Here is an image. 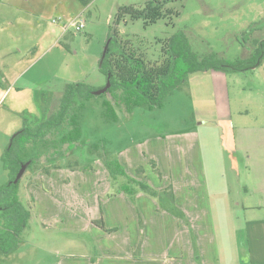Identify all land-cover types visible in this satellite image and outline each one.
I'll return each mask as SVG.
<instances>
[{
  "label": "rangeland",
  "instance_id": "rangeland-1",
  "mask_svg": "<svg viewBox=\"0 0 264 264\" xmlns=\"http://www.w3.org/2000/svg\"><path fill=\"white\" fill-rule=\"evenodd\" d=\"M3 1L0 3V55L14 45L36 46V49L33 50L32 65L16 85L11 81L17 74H13L7 67L2 68L4 61L0 60V72L8 77L2 90H10L0 102V185L9 181V172L3 167L2 155L11 137L22 128L25 114L40 118L45 99L46 103H50L49 111L53 112L58 107L67 84L86 82L97 88L106 85V78L99 71V61L109 35L116 34L126 50H133L137 57L150 66L163 64L168 40L178 32L185 33L192 49L200 55L214 52L227 61L250 57L256 48L253 40H264V0H169L162 5L160 13L163 16L156 23L144 18L133 19L132 13H120V8L131 6L145 11L147 4L153 0H94L90 12L81 13L78 19L84 21L85 29L81 32L71 30L66 37L59 38L57 45L63 47L64 54L60 52L62 48L56 50L53 46L56 34L50 25H53L54 20L48 23L33 18V21L26 20L30 27L22 25L20 22L25 24V21L16 19L18 16L15 11L7 5L9 2L6 1L9 0ZM252 27L259 30L252 31L250 41L244 45V39H248V36L243 35ZM22 70L24 69L20 72ZM227 75L232 109H249L252 113L250 118L253 119L256 113L264 115V59L254 70ZM210 87L209 73L190 74L185 82L167 96L160 107L136 108L129 115L124 113L125 109L118 107L117 112L121 117L118 123L104 120V96H95L86 102L80 121L81 140L74 145L71 152H68L67 145L58 143L56 147L66 155L56 157L55 161H51L52 149L45 152L41 146L37 147L41 154L40 159L37 166L25 173L20 192L23 203L31 204L33 196L31 192H27V188L34 176L45 174L43 170L46 168L59 166L63 173L74 170L90 172L79 169L92 165L93 172L97 171V174L92 176L93 184L88 183L81 193V199L86 205L83 204V208L81 204V208L68 211L62 202L41 204L49 212L43 213L42 208L39 213L33 211L19 247L8 254L0 252V264H57L62 258L94 252L95 245L90 233L74 231V228L65 230L56 217L62 216L65 222H74L79 227L88 217L96 214L95 195L103 190L100 185L96 187V183L98 180L103 182V173H107L97 156L101 153L95 152L97 145L103 150L118 154L126 149H134L131 150L132 157L141 162L138 147L144 140L177 137L192 129H198L203 122L201 120L207 121L214 117ZM106 99L110 100L111 96ZM238 112L234 115L237 116ZM211 121L206 127L213 126ZM213 130L217 134L216 129L206 131L205 134L211 136ZM50 138L54 139L55 136ZM31 151H28V155ZM148 165L153 171L150 164ZM142 167L146 172L145 167ZM238 172L241 181L246 183L245 163H238L236 169L231 162L227 163L225 182L231 183L233 191L236 189V181L234 183L233 179ZM153 174L159 177L154 171ZM144 177L145 173L141 180L147 182ZM81 199L77 198L80 201ZM163 200H156L158 211L176 216L175 212L169 210L167 201Z\"/></svg>",
  "mask_w": 264,
  "mask_h": 264
},
{
  "label": "crops",
  "instance_id": "crops-1",
  "mask_svg": "<svg viewBox=\"0 0 264 264\" xmlns=\"http://www.w3.org/2000/svg\"><path fill=\"white\" fill-rule=\"evenodd\" d=\"M6 2L18 16L16 19L25 21V24L20 22L22 25L30 27L26 20L33 18L48 23L54 20L50 26L56 34L53 44L56 50L63 49L57 42L68 33L64 25L83 12H90L93 3L83 6L79 0ZM34 49L36 46L14 45L1 52L2 68L17 74L11 81L13 85L27 74L34 61ZM62 49L60 52L65 54ZM21 69L24 70L20 72ZM207 73L214 117L201 120L198 129L177 137L144 140L138 147L141 162L132 157L134 149L119 154L130 176L136 177V170L142 165L146 169L144 179L155 189L163 191L172 186L182 217L159 212L157 201L143 193L134 202L123 193L107 198L113 187L108 172L103 173V182L96 183L103 190L95 195L93 217H88L79 227L74 222H65L62 216L56 217L65 230L74 228L90 233L94 252L62 258L57 264H93V258L96 264H264V115L256 113L253 119L249 109H232L228 75ZM7 78L0 72V102L10 91L2 90ZM209 121L213 126L206 127ZM212 129L218 135L214 130V136L205 134ZM150 159L157 162L161 178L153 174L148 165ZM241 160L247 169L246 183L241 181L240 172L235 173L233 191L231 183L225 182V168L231 162L236 169ZM96 174L97 171L63 173L61 169L53 170L50 175L37 174L27 188L34 198V211L39 213L42 208L43 213L49 212L41 205L46 202H62L68 211L81 208V204L84 208L83 187ZM101 210L106 227L118 231L108 234L93 224L100 218Z\"/></svg>",
  "mask_w": 264,
  "mask_h": 264
},
{
  "label": "trees",
  "instance_id": "trees-1",
  "mask_svg": "<svg viewBox=\"0 0 264 264\" xmlns=\"http://www.w3.org/2000/svg\"><path fill=\"white\" fill-rule=\"evenodd\" d=\"M79 1L83 6H88L94 0ZM167 1L169 0H153L147 4L145 11L137 10L133 6L120 8V13H132L133 19L144 18L151 23H156L163 16L160 10ZM256 30L259 28L252 27L243 35L248 36V39H244V45L250 41L252 31ZM110 39L106 57L102 61L101 57L99 61V71L105 76L106 84L108 76L111 75L110 88L100 96L105 98L102 104L103 118L113 123H118L121 119L117 112L118 107L125 109L126 115L131 114L136 108L160 107L167 96L185 82L190 74L247 72L258 68L264 59V40H253L256 48L250 57L227 61L214 52L200 55L192 49L185 33L178 32L168 40L163 64L150 66L142 58L137 57L133 50H126L116 34L109 35L108 41ZM104 87L97 88L86 82L67 84L58 107L53 112H50V103H46L45 99L40 118L33 114H25L23 117L22 128L11 137L1 159L4 169L9 172V181L0 185V252L8 254L19 247L21 237L29 227V221L33 215L32 203L28 202V205H25L20 194L21 180L24 176L18 183L14 182L22 166L28 164L26 172L37 166L41 155L37 151L39 146L45 152L53 150L51 161H55L58 156L66 155L56 147L58 143L67 145L68 152H71L74 145L82 138L80 121L85 103L94 98L96 96L94 93ZM107 96H111V99L107 100ZM51 136L55 138L51 139ZM30 150H32L31 154L28 155ZM104 150L100 145L95 148L96 153H101L97 156L106 168L113 187V191L107 195V198L123 193L134 202L138 194L144 193L158 201L166 200L169 210L175 212L176 216L182 217L175 204L172 186L164 191L153 188L148 182L141 180L145 173L142 166L137 168L136 177L130 176L120 162V153ZM149 164L161 178L157 162L151 159ZM59 169L61 167L55 166L52 169L46 168L43 172L50 175L53 170ZM79 170L93 172L94 168L92 165H87ZM102 200L100 198V207ZM32 202H34L33 197ZM93 224L108 234L118 231L117 228L106 227L102 210L100 218L94 220ZM140 224L142 225L141 219ZM92 262L96 264L94 258Z\"/></svg>",
  "mask_w": 264,
  "mask_h": 264
},
{
  "label": "water",
  "instance_id": "water-1",
  "mask_svg": "<svg viewBox=\"0 0 264 264\" xmlns=\"http://www.w3.org/2000/svg\"><path fill=\"white\" fill-rule=\"evenodd\" d=\"M110 41H111V39L107 42V44H106V46L104 48L101 61L104 60V58L106 57V54H107L108 49H109ZM110 86H111V75L108 76L107 84L105 85V87L103 89L95 92L94 94L96 96H100L102 94H105L108 91V89L110 88ZM27 168H28V164H25V165L22 166L21 170L19 171V173H18V175H17V177H16V179L14 181L15 183H18L19 180L24 176Z\"/></svg>",
  "mask_w": 264,
  "mask_h": 264
},
{
  "label": "built area",
  "instance_id": "built-area-1",
  "mask_svg": "<svg viewBox=\"0 0 264 264\" xmlns=\"http://www.w3.org/2000/svg\"><path fill=\"white\" fill-rule=\"evenodd\" d=\"M81 15L77 18V20L73 19V20L69 21L68 23H66L64 25V31L65 32H69L71 30H74L75 32L83 31L85 29V23L83 20L78 21V19H80ZM55 22H58V21H55ZM59 22H61V21H59Z\"/></svg>",
  "mask_w": 264,
  "mask_h": 264
}]
</instances>
